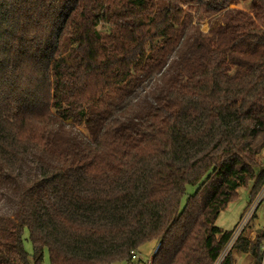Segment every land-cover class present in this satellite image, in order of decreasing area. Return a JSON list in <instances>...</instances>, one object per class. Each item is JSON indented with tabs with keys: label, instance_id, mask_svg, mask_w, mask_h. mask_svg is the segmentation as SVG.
<instances>
[{
	"label": "trees",
	"instance_id": "16d2710c",
	"mask_svg": "<svg viewBox=\"0 0 264 264\" xmlns=\"http://www.w3.org/2000/svg\"><path fill=\"white\" fill-rule=\"evenodd\" d=\"M241 1L0 0V187L27 154L55 160L15 216H0V264H43L45 250L50 264L129 263L148 242L160 245L150 264L216 262L233 232L220 214L241 189L247 208L264 186L253 146L264 134V0L225 11ZM183 42L160 102L95 128L108 94L157 77ZM67 121L96 144L53 145ZM263 239L244 233L233 250L261 264Z\"/></svg>",
	"mask_w": 264,
	"mask_h": 264
},
{
	"label": "rangeland",
	"instance_id": "374dc122",
	"mask_svg": "<svg viewBox=\"0 0 264 264\" xmlns=\"http://www.w3.org/2000/svg\"><path fill=\"white\" fill-rule=\"evenodd\" d=\"M163 5L179 4L180 0H161ZM243 10L249 12L251 9V0H244L240 3H234L227 7V10ZM186 10V9H185ZM194 16V13L191 14ZM223 14L210 17L200 23V31L203 34H210L211 28L222 23ZM189 14L186 16V24H189ZM196 20H193V26H196ZM109 28L102 27L101 31H108ZM185 49V43H181L170 56L166 66L157 77H147L142 81L134 84L131 88L123 93H110L103 99V106L95 114L94 125L99 129L101 125L110 120L115 113L126 112L129 119L139 118L140 115L147 113L158 101L160 102L161 94L166 89L168 80L176 74L177 65L176 58ZM68 52H66L67 54ZM53 145L64 147L67 142L83 139L91 145L96 144V140L86 126L72 125L69 121L62 123L55 127V132L51 133ZM60 146V149L62 147ZM254 148L264 155V134L257 136L254 142ZM264 160V156L262 158ZM51 161L55 160L49 155L48 151H39L38 153L27 154L24 160L17 167V176L8 184L0 187V216L14 217L19 208H21L24 196L28 190L42 178L44 181L49 176L53 169L49 166ZM52 162V163H53ZM196 187L188 186L186 195L182 199V206L185 204L187 197L194 194ZM26 198H29L26 196ZM249 202V193L246 189H241L239 192V199L229 204V206L220 214L216 225L224 231L234 230L239 217L245 210ZM24 205V204H23ZM264 229V199L259 206L255 218L251 221L245 236L250 242H255L259 231ZM261 236V235H260ZM24 250L32 254L33 246L29 239L27 230L23 235ZM155 242H148L136 251V258L131 262L118 261L111 264H150L151 257L156 249ZM234 257V264H256L253 256L250 253H243L236 250L231 251ZM43 264H50L49 253L44 252ZM264 264V239L262 244V261Z\"/></svg>",
	"mask_w": 264,
	"mask_h": 264
},
{
	"label": "built area",
	"instance_id": "2783aa9c",
	"mask_svg": "<svg viewBox=\"0 0 264 264\" xmlns=\"http://www.w3.org/2000/svg\"><path fill=\"white\" fill-rule=\"evenodd\" d=\"M263 199H264V186L259 191L255 199L243 211L239 219V222L237 223L235 229L233 230L231 234L229 241L225 245L224 249L222 250L221 254L219 255L218 259L216 260L214 264H222L224 262V260L229 255V253L233 250L234 246L239 241L241 236L249 228V225L251 221L255 218L257 211L259 209V206L262 203ZM258 234H260L264 238V229L259 231ZM159 246H160L159 244L156 246L154 254L158 251ZM135 258L136 256H133V259Z\"/></svg>",
	"mask_w": 264,
	"mask_h": 264
},
{
	"label": "crops",
	"instance_id": "0c3cea01",
	"mask_svg": "<svg viewBox=\"0 0 264 264\" xmlns=\"http://www.w3.org/2000/svg\"><path fill=\"white\" fill-rule=\"evenodd\" d=\"M241 215H242V214H241ZM241 215H240V217H241ZM240 217H239V218H240Z\"/></svg>",
	"mask_w": 264,
	"mask_h": 264
}]
</instances>
